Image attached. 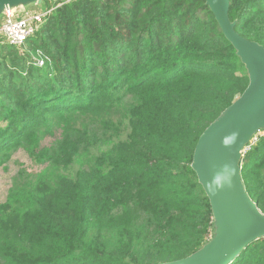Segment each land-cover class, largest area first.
<instances>
[{
	"label": "trees",
	"instance_id": "16d2710c",
	"mask_svg": "<svg viewBox=\"0 0 264 264\" xmlns=\"http://www.w3.org/2000/svg\"><path fill=\"white\" fill-rule=\"evenodd\" d=\"M47 4L51 13L21 47L0 43V155L54 118L74 135L53 151L52 192L27 201L9 227L0 209V264L189 256L209 240L212 224L190 168L193 152L245 90L244 67L204 0ZM229 19L264 47V0H230ZM97 111L108 113L92 131L70 121ZM82 149L89 172L74 168ZM241 177L264 215V135L246 148ZM232 264H264V239Z\"/></svg>",
	"mask_w": 264,
	"mask_h": 264
},
{
	"label": "water",
	"instance_id": "95a60500",
	"mask_svg": "<svg viewBox=\"0 0 264 264\" xmlns=\"http://www.w3.org/2000/svg\"><path fill=\"white\" fill-rule=\"evenodd\" d=\"M225 40L244 67L248 84L200 135L191 170L208 200L209 240L189 256L160 264H232L254 242L264 239V215L246 193L241 161L246 148L264 131V47L241 37L229 19L230 0H204ZM46 10L43 0H0L6 13Z\"/></svg>",
	"mask_w": 264,
	"mask_h": 264
},
{
	"label": "rangeland",
	"instance_id": "374dc122",
	"mask_svg": "<svg viewBox=\"0 0 264 264\" xmlns=\"http://www.w3.org/2000/svg\"><path fill=\"white\" fill-rule=\"evenodd\" d=\"M58 1V0H57ZM70 1V0H60ZM44 7L48 9V0H43ZM40 11L33 9L31 12ZM1 43V42H0ZM42 61L37 66H42ZM128 104L127 99L123 106ZM107 111H97L86 115L75 116L70 119L76 126H86L90 131L94 119L104 117ZM116 121V117H112ZM49 121V120H48ZM52 126L39 129V132L31 133L27 139L21 140L16 146L0 155V209L4 216V226L9 227L13 221L14 213L26 206L27 201H32L38 195L51 193L57 185L58 176L54 174L53 151L58 142L65 135L72 136L69 124L60 120L52 119ZM68 126V127H67ZM264 135L260 132L258 136ZM92 159L87 157L85 149L79 151L74 168L78 170L80 163L84 170L89 172ZM68 172V171H66Z\"/></svg>",
	"mask_w": 264,
	"mask_h": 264
},
{
	"label": "built area",
	"instance_id": "2783aa9c",
	"mask_svg": "<svg viewBox=\"0 0 264 264\" xmlns=\"http://www.w3.org/2000/svg\"><path fill=\"white\" fill-rule=\"evenodd\" d=\"M52 10L29 12L25 15L16 16L9 12L0 21L1 44L11 47H21L30 37L33 36Z\"/></svg>",
	"mask_w": 264,
	"mask_h": 264
},
{
	"label": "crops",
	"instance_id": "0c3cea01",
	"mask_svg": "<svg viewBox=\"0 0 264 264\" xmlns=\"http://www.w3.org/2000/svg\"><path fill=\"white\" fill-rule=\"evenodd\" d=\"M29 12H31V11H28V12H19V13L15 14V15H16V16H21V15H25V14H27V13H29Z\"/></svg>",
	"mask_w": 264,
	"mask_h": 264
}]
</instances>
